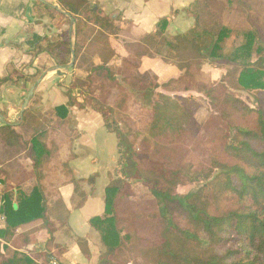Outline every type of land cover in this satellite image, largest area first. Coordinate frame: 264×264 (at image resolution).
Segmentation results:
<instances>
[{"label": "trees", "instance_id": "trees-1", "mask_svg": "<svg viewBox=\"0 0 264 264\" xmlns=\"http://www.w3.org/2000/svg\"><path fill=\"white\" fill-rule=\"evenodd\" d=\"M57 1L70 16L40 3L61 32L44 36L28 53L67 65L74 49L70 70L85 73L68 81L67 103L54 107L58 126L71 108L91 109L118 139V166L108 174L105 211L89 220L100 238L98 264H264V25L248 0H193L190 29L170 36L171 18L162 17L140 41L124 44L125 57L111 43L118 31L113 17L90 0ZM236 36L243 42L225 49ZM147 58L176 66L179 76L161 81L142 70ZM205 64L226 70L220 81L196 79L194 68ZM43 72L13 70L0 77V95L11 84L25 83L29 90ZM115 90L119 94L109 105ZM240 90L250 91L256 106L241 99ZM196 95L209 105L202 124L196 120L202 106ZM35 101L20 125L0 123V264H41L15 236L22 226L43 220L51 239L58 230L47 218L49 204L40 183L49 129L45 115L33 109ZM118 109L145 116L143 136L123 132L115 120ZM34 116L46 124H32ZM191 153L197 161L187 169ZM22 154L29 157V167L3 169ZM97 177L72 179L76 208L88 198L80 183L92 193ZM196 181L204 184L201 189L178 193L179 186ZM134 240L139 244L131 248Z\"/></svg>", "mask_w": 264, "mask_h": 264}, {"label": "crops", "instance_id": "crops-1", "mask_svg": "<svg viewBox=\"0 0 264 264\" xmlns=\"http://www.w3.org/2000/svg\"><path fill=\"white\" fill-rule=\"evenodd\" d=\"M90 1L96 8L116 20L118 31L111 37V43L116 53L121 57H125L127 54L125 43L140 41L154 30L160 18H171L170 14L174 11H177V16L173 19L180 23L176 21L177 27L175 28V21L172 22L171 19L168 31L171 30V27L176 29L172 35L183 33L194 24V19L191 16L187 27L180 30L186 21L183 15L193 0ZM40 3L53 8L59 6L57 0H0V77L8 75L15 69L22 70L26 74H34L37 70L43 69L44 72L49 71L36 88L32 99L36 100L33 103L34 110L41 112L45 117L47 113L51 115L49 119L46 117L49 131L45 141L49 154L45 157L41 167L40 183L46 192L45 196L49 204L47 218L56 223L58 230L55 231L53 239H51L43 220H36L19 228L15 236H20L25 251L33 255L41 264H48L51 259H58L61 264H98L101 248L100 238L98 233L91 228L89 220L93 216L104 213V196L102 198L100 195H96V185L94 192L90 193V191L87 192V189L90 190L91 187L86 183H80L81 191H86L88 198L82 207L76 208L74 205L78 194L72 179L80 181L93 174H98L96 181L104 177L96 162L97 159L88 154V149L94 150L96 143L93 138L90 139L89 131H87L93 122L102 126H104V122L102 116L91 109L80 110L73 107L70 109L69 118L58 126L53 109L68 101L66 95L68 71L57 70L58 64L47 54L32 58L28 53L44 36L56 38L61 32L54 22L45 15ZM111 11L113 13H110ZM126 20H130L132 23L126 24ZM128 28L135 33H141L142 37L139 39L130 37V34L126 32ZM149 60L156 61L157 64L159 61L158 58L144 59L142 68ZM150 70L153 71V68L144 71ZM153 72L156 73V70ZM27 92L25 83L6 86L0 95V114L7 120L16 119ZM42 121L44 120L36 116L30 120L36 126ZM22 122L23 120L17 125ZM71 123H73V127ZM94 130L95 128L93 132ZM29 164V157L22 154L9 161L3 169L18 172L29 167ZM109 170L106 169V174ZM1 221L0 218V223ZM46 254L51 256L48 260Z\"/></svg>", "mask_w": 264, "mask_h": 264}, {"label": "rangeland", "instance_id": "rangeland-1", "mask_svg": "<svg viewBox=\"0 0 264 264\" xmlns=\"http://www.w3.org/2000/svg\"><path fill=\"white\" fill-rule=\"evenodd\" d=\"M248 2L251 4L255 16L264 25V0H248ZM190 6L188 7L190 8ZM189 8L187 9V11H185V14L183 15V18H186V21L183 23V26L180 28V30L185 29L188 25V22H190L189 20L191 18V15L189 13ZM110 13H113V11H111ZM170 15L172 22L175 21L174 27L176 28L177 20L173 19V17L177 16V11L172 12V14ZM117 17L119 16L117 15ZM125 23L131 24L132 22L130 20H126ZM177 23L180 22L177 21ZM174 27H171V30L168 31V34L170 36H173L172 32H175L174 30H176ZM126 32L129 33L130 37L132 38L139 39L140 37H142L141 33L138 32L135 33L134 31H131L130 28H128V31ZM242 42H243V37L236 36L230 38L229 40H227L225 44V49L227 47V50L229 51L231 48L240 45ZM158 59H159V61H157L158 64L156 63V61H152V60L146 61L142 70L153 68V71L156 70V74L158 75L161 81L167 80L171 77L178 76L180 74V71L175 66H170L168 63L162 61V59L160 58ZM68 72L69 73L71 72L68 81L75 76L85 75V73L81 72L80 70L71 71L70 69H68ZM193 72L196 79L199 82L211 83L214 81H220L222 76L225 74L226 70L223 68H218L214 65L205 64L203 66L194 68ZM118 94H119L118 91L115 90L111 94L109 100L107 101L108 102L107 104L111 105L114 102L115 98H117ZM236 94L249 105L256 106V98L250 91L240 90V91H236ZM196 96L197 98H199L202 105L200 111L196 115V120L198 121V123L202 124L207 119L209 105H208V101L202 95H196ZM140 113L141 112L138 111L133 115H128L123 112H120V110L118 109L116 110L115 113V120L117 121V124L121 127L123 132L128 133L132 130L133 132L141 133V136H143L144 135L143 131L145 130V118H144L145 116L141 115ZM46 117L49 119L51 115L47 113ZM45 124L46 122L42 121L39 123V126L42 127ZM71 126L72 127L74 126L73 123H71ZM89 127L90 128L89 129L87 128V131H89L88 134L90 135V139L93 138L96 144L94 146V150L88 149L89 150L88 154H90L91 156L97 159L96 162L98 164V167L102 170V173L104 174V177H101L99 181H96L95 184L96 195L97 196L100 195L103 198L105 185H107L109 181L108 174L110 172L115 171L118 166L116 161V157L118 155V139L114 133L108 131L104 126L98 124L97 122H93L92 126L89 125ZM94 128L95 130L93 132ZM138 144H139V140L137 141L136 146H139ZM196 161H197V157H195V155L191 153L187 158V160L185 161V167L189 169L192 164L194 165L196 163ZM106 169H110L107 172V174H106ZM203 185H204L203 183L198 181L190 182L188 184L179 186L178 193L180 195H186L190 192L198 191L203 187ZM90 190L87 189V192H89ZM138 244L139 242L136 240L130 242L131 248L136 247Z\"/></svg>", "mask_w": 264, "mask_h": 264}, {"label": "water", "instance_id": "water-1", "mask_svg": "<svg viewBox=\"0 0 264 264\" xmlns=\"http://www.w3.org/2000/svg\"><path fill=\"white\" fill-rule=\"evenodd\" d=\"M56 9H58L60 12L67 14L68 16H70V14L64 10H62V8H60L59 6H54ZM73 27H74V18L71 17V24H70V34L73 33ZM75 50L73 49L72 51V60L69 64L67 65H57L56 69L59 71L62 70H68L71 69L74 65H75ZM49 71H45L43 72L39 78L34 82V84L30 87V89L27 92L25 101L21 107V110L18 114V117L16 119H10L7 120L3 115L0 114V123H4V124H11V125H17L18 122L22 121L24 118V114L27 110V108L29 107V104L32 100V98L34 97L36 88L39 86V84L42 82V80L44 79V77L48 74ZM14 208L17 209L18 208V204L15 202L14 203Z\"/></svg>", "mask_w": 264, "mask_h": 264}, {"label": "built area", "instance_id": "built-area-1", "mask_svg": "<svg viewBox=\"0 0 264 264\" xmlns=\"http://www.w3.org/2000/svg\"><path fill=\"white\" fill-rule=\"evenodd\" d=\"M2 189H3V183L0 181V202L2 198ZM1 220H4V218L1 217ZM48 264H61V262L58 259H51Z\"/></svg>", "mask_w": 264, "mask_h": 264}]
</instances>
